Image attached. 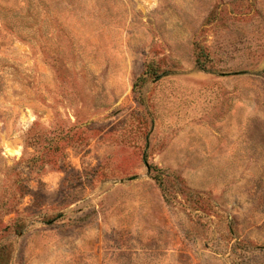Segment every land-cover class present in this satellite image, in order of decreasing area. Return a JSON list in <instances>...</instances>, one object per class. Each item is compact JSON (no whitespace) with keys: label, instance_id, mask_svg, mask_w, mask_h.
Segmentation results:
<instances>
[{"label":"rangeland","instance_id":"374dc122","mask_svg":"<svg viewBox=\"0 0 264 264\" xmlns=\"http://www.w3.org/2000/svg\"><path fill=\"white\" fill-rule=\"evenodd\" d=\"M0 264H264V0H0Z\"/></svg>","mask_w":264,"mask_h":264},{"label":"trees","instance_id":"16d2710c","mask_svg":"<svg viewBox=\"0 0 264 264\" xmlns=\"http://www.w3.org/2000/svg\"><path fill=\"white\" fill-rule=\"evenodd\" d=\"M200 56H198V60L196 61L197 62V66L200 68V69H205V66L203 65V61H201V57L203 56L204 57V54H199ZM166 72L165 73H161L159 71V68L154 66L153 63H149L147 66H146V69L144 70L142 76H140L137 80V83L135 86H137V84H140V85H145L147 82H149L150 80H159L161 78H163L164 76H166ZM146 166L148 168V171H151L153 170V166L149 165L146 163ZM157 178V177H156ZM160 184H162V180L160 179H156Z\"/></svg>","mask_w":264,"mask_h":264}]
</instances>
